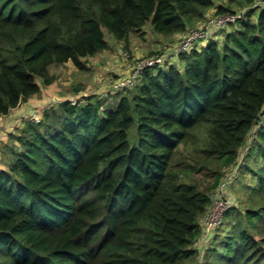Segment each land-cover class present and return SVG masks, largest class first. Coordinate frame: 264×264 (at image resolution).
Wrapping results in <instances>:
<instances>
[{"label": "trees", "instance_id": "1", "mask_svg": "<svg viewBox=\"0 0 264 264\" xmlns=\"http://www.w3.org/2000/svg\"><path fill=\"white\" fill-rule=\"evenodd\" d=\"M255 3H242L223 38L145 68L117 100L66 99L53 118L10 133L19 146L0 168V264H264V4ZM213 6L0 0V120L57 80L52 65L86 69L110 48L106 31L128 42L151 24L173 37ZM236 166L255 183L201 254L203 218Z\"/></svg>", "mask_w": 264, "mask_h": 264}, {"label": "rangeland", "instance_id": "2", "mask_svg": "<svg viewBox=\"0 0 264 264\" xmlns=\"http://www.w3.org/2000/svg\"><path fill=\"white\" fill-rule=\"evenodd\" d=\"M245 1L247 0H214V6L203 18L195 20L193 26L185 33L173 37H165L154 33L151 31V24H147L144 28L145 38H143L142 34L134 33L130 35L128 42H119L106 31L105 34L109 40L110 48L96 57L86 59V69L77 68L72 61L52 65L50 70L57 76V80L49 86L43 85L40 93L23 102L11 115L0 120V168H7L6 160L8 154L5 151L8 150L9 146L13 144L19 146V141L16 138H11L10 133L15 132V134H18L26 126V121L32 120L31 118L34 116L37 117L36 120H41L45 114H49L53 118L56 115V111L61 110L62 105L60 103L66 99L72 100L73 103L84 96H95L103 100L107 98L105 100H109L110 102L117 100L119 93L117 94L113 90V83L120 75L132 72L135 64L161 54V52H164V55L167 56L169 54L167 61L178 63V60L174 58V54H171V51H168V49L177 45L182 38L188 35L187 33L190 30H203L207 27L209 19L218 18V6L222 5L235 13H242L248 7L242 5ZM254 2H256L255 6L264 4V0H254ZM220 16H223V14ZM211 32L212 37L217 39L223 38L225 35L220 31L213 32L211 30ZM207 39L198 41L195 44L197 48L205 45ZM167 61L164 64L165 66L169 64ZM5 119L8 121L7 124ZM261 120H264V115ZM248 148L249 144H246L242 149V154L246 153ZM234 169L228 168L226 175ZM254 183L255 178L247 172H241L238 174L236 180L229 183L226 196L229 200L231 199L239 206H242L240 204L245 200L246 192ZM227 229L224 222V225L221 226L217 234L224 236V232ZM205 238V234L201 236L196 246L197 250L201 251V254L204 251L203 247L206 245V242L203 243ZM188 264H197V262Z\"/></svg>", "mask_w": 264, "mask_h": 264}, {"label": "built area", "instance_id": "3", "mask_svg": "<svg viewBox=\"0 0 264 264\" xmlns=\"http://www.w3.org/2000/svg\"><path fill=\"white\" fill-rule=\"evenodd\" d=\"M242 13H231L227 12L222 14H218V18L209 19L207 23V27L203 30H190L186 37L182 38L177 45H174L172 48L168 49L171 51V54H178L187 50L188 48L195 45L201 39L209 38L212 36V32L220 31L227 27L231 22H234L237 18L241 16ZM165 53L158 54L156 56H152L151 58L142 60L135 64V68L132 72L128 74L120 75L113 83V90L120 91L132 88L135 86L136 82L139 80L143 70L147 67L154 66H163L167 59H169V54L164 55ZM73 102V101H72ZM76 102V101H75ZM36 116L31 118L32 120H36ZM38 121V120H37ZM235 168V169H234ZM231 173H228L220 184V187L217 189L216 196L214 201L208 211L207 215L203 218V235H209L213 230L219 228L222 224L223 216L225 211L233 204V201L226 196V190L233 180L237 178V166L234 167ZM229 200V201H228Z\"/></svg>", "mask_w": 264, "mask_h": 264}, {"label": "crops", "instance_id": "4", "mask_svg": "<svg viewBox=\"0 0 264 264\" xmlns=\"http://www.w3.org/2000/svg\"><path fill=\"white\" fill-rule=\"evenodd\" d=\"M145 37H146V36H144L143 38H145ZM106 51H107V50H106ZM104 52H105V51H104ZM102 53H103V52H102ZM99 55H100V54H99ZM67 63H69V61H68ZM11 114H12V113H11ZM11 114H10V115H11ZM8 116H9V115H8ZM6 119H7V118H6ZM6 119H5V121H6ZM2 120H3V119H2ZM5 121H4V122H5ZM7 123H8V121H6V124H7Z\"/></svg>", "mask_w": 264, "mask_h": 264}]
</instances>
